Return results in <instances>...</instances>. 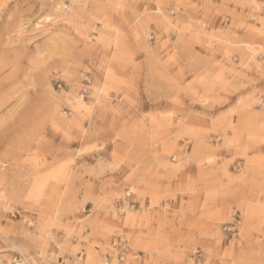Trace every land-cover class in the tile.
I'll return each mask as SVG.
<instances>
[{
  "label": "rangeland",
  "instance_id": "obj_1",
  "mask_svg": "<svg viewBox=\"0 0 264 264\" xmlns=\"http://www.w3.org/2000/svg\"><path fill=\"white\" fill-rule=\"evenodd\" d=\"M264 264V0H0V264Z\"/></svg>",
  "mask_w": 264,
  "mask_h": 264
},
{
  "label": "built area",
  "instance_id": "obj_2",
  "mask_svg": "<svg viewBox=\"0 0 264 264\" xmlns=\"http://www.w3.org/2000/svg\"><path fill=\"white\" fill-rule=\"evenodd\" d=\"M17 264H19V262Z\"/></svg>",
  "mask_w": 264,
  "mask_h": 264
}]
</instances>
